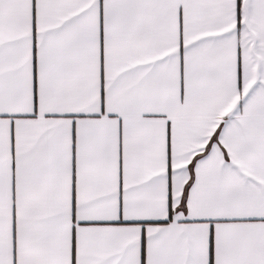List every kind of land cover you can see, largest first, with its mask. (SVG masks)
Segmentation results:
<instances>
[{
    "label": "snow or ice",
    "instance_id": "1",
    "mask_svg": "<svg viewBox=\"0 0 264 264\" xmlns=\"http://www.w3.org/2000/svg\"><path fill=\"white\" fill-rule=\"evenodd\" d=\"M0 264H264V0H0Z\"/></svg>",
    "mask_w": 264,
    "mask_h": 264
}]
</instances>
